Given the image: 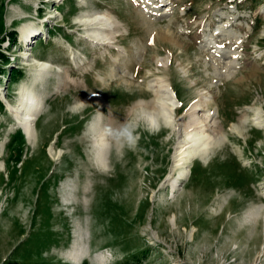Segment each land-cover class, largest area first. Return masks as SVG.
Returning a JSON list of instances; mask_svg holds the SVG:
<instances>
[{"label": "rangeland", "instance_id": "rangeland-1", "mask_svg": "<svg viewBox=\"0 0 264 264\" xmlns=\"http://www.w3.org/2000/svg\"><path fill=\"white\" fill-rule=\"evenodd\" d=\"M0 48V264H264V0H0ZM158 77L177 124L211 96L210 146L184 169L174 125L138 113Z\"/></svg>", "mask_w": 264, "mask_h": 264}, {"label": "bare ground", "instance_id": "bare-ground-1", "mask_svg": "<svg viewBox=\"0 0 264 264\" xmlns=\"http://www.w3.org/2000/svg\"><path fill=\"white\" fill-rule=\"evenodd\" d=\"M96 19L97 21L95 22V24L96 23L102 24V26L93 27V29L96 30L94 34L96 35V37L105 38L107 33H104L103 30L106 31L113 29L112 28L113 26H111L110 28L108 26H105L108 24L109 25L112 24V22L110 21L111 18L107 16H100V17H96ZM98 30H102L103 33L99 32ZM103 38H101L102 41L104 40ZM49 65L50 64L48 62H43L41 63L42 66L41 68L46 69L48 68ZM155 93H156V98L153 101L151 100V103L150 101L149 102L146 101L137 105V108L139 107L141 109V112H138L140 113L139 116L140 117L142 116L144 120H146L147 122L149 123L151 122L152 124H155L156 127L158 128L161 125V120H160L161 117L164 119L165 124L174 125V129L179 134L178 143L176 145V150L174 155L175 158L174 166L176 168L178 167L179 169H184L185 166L189 164V162L194 160L195 157L199 156L201 152L205 153L208 147L210 146L211 135L208 133L206 134V131L207 128L210 127L208 121L211 119L210 116L211 111L206 110L208 113L204 118H200L196 114L198 111H202L205 107L208 108L207 105H209L210 103L209 97L211 96L205 95L204 98H202V100H199L200 102L196 101L191 104V107L189 109L191 110L190 115L192 117L191 120L192 122L188 124V126H186L184 123L181 124L176 123L175 108L176 106H178L177 103H180V100L177 98V95L173 90L171 84L167 83L166 80H164L162 77H158L157 84L155 85ZM24 96H25V100H24L25 103L21 105V108L15 109L14 112L17 116H19L18 119L21 120L20 124L23 126L28 137L31 138L35 136L36 133L35 125L37 121V116L39 115V111L42 109L43 104L39 100L36 93L33 90H30L29 87L27 89H24ZM137 110L139 111V109ZM101 126L102 125H100V127ZM110 143L111 142L109 141L106 134H102V142L98 139L95 140L94 146L95 148H97V161H96L97 165L108 167V154L110 153V149H111ZM184 173L185 171L180 172L181 174L180 178H182Z\"/></svg>", "mask_w": 264, "mask_h": 264}, {"label": "trees", "instance_id": "trees-1", "mask_svg": "<svg viewBox=\"0 0 264 264\" xmlns=\"http://www.w3.org/2000/svg\"><path fill=\"white\" fill-rule=\"evenodd\" d=\"M7 38H8V40H9V42L11 44H17L18 43V40H19L18 39V34H17L16 31H9L7 33ZM0 59H1L2 63H3V65L7 64L8 61H9L8 58H7V56H6V54H4L3 51H1V48H0ZM1 72H2V70H0V74H1ZM2 74L3 75H6L7 73H6V71L5 72L3 71ZM11 76L13 77V81L17 83L21 79H23L24 77H26V73L24 72V70H22V68H16V69L13 70ZM3 109H4V105H3V102L0 99V111H2ZM136 259H137V257L136 256H133V259H126L125 260V263L126 264H134V263H137L138 260H136Z\"/></svg>", "mask_w": 264, "mask_h": 264}, {"label": "snow or ice", "instance_id": "snow-or-ice-1", "mask_svg": "<svg viewBox=\"0 0 264 264\" xmlns=\"http://www.w3.org/2000/svg\"><path fill=\"white\" fill-rule=\"evenodd\" d=\"M150 43L152 42V41H149Z\"/></svg>", "mask_w": 264, "mask_h": 264}]
</instances>
